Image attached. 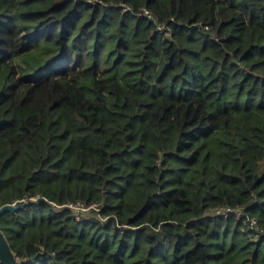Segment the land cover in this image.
I'll use <instances>...</instances> for the list:
<instances>
[{"label":"trees","instance_id":"obj_1","mask_svg":"<svg viewBox=\"0 0 264 264\" xmlns=\"http://www.w3.org/2000/svg\"><path fill=\"white\" fill-rule=\"evenodd\" d=\"M102 1L0 0L18 261L264 264V0Z\"/></svg>","mask_w":264,"mask_h":264},{"label":"built area","instance_id":"obj_2","mask_svg":"<svg viewBox=\"0 0 264 264\" xmlns=\"http://www.w3.org/2000/svg\"><path fill=\"white\" fill-rule=\"evenodd\" d=\"M89 2L96 4V3H102L104 5H108L107 3L103 2L102 0H88ZM120 6L122 7V9L126 12H133V9L131 8V6L124 4V3H119ZM110 6L115 5L114 3H110ZM134 14H136L137 16H142V17H146L148 18L150 21H155L156 22V28L153 30V33L156 32H160V33H164L165 35H168L170 33V30H168L166 28V24H162L156 21V19L153 17V15L149 12V10L145 7H143L140 11L134 12ZM69 207H72L73 209H75L76 211H79L80 209L85 210L90 208L93 205H86L83 202H77V203H70L67 204ZM217 213L218 214H222V216L227 217L229 215H231L232 213L238 215V216H242L245 215V212L243 210H237L231 207H225L223 209H217ZM254 220H250L251 224H254Z\"/></svg>","mask_w":264,"mask_h":264},{"label":"water","instance_id":"obj_3","mask_svg":"<svg viewBox=\"0 0 264 264\" xmlns=\"http://www.w3.org/2000/svg\"><path fill=\"white\" fill-rule=\"evenodd\" d=\"M34 200H29L27 202L19 201L18 203H8L0 207V215L5 211H16L20 208L25 207L28 203ZM0 258L2 264H21L17 256L12 251L4 233L0 229Z\"/></svg>","mask_w":264,"mask_h":264},{"label":"rangeland","instance_id":"obj_4","mask_svg":"<svg viewBox=\"0 0 264 264\" xmlns=\"http://www.w3.org/2000/svg\"><path fill=\"white\" fill-rule=\"evenodd\" d=\"M169 34H170V33H169ZM37 199H38L37 197H32V198H31V200H34V201L37 200ZM19 201H22V202L25 201V202H26V201H28V199H27V200H26V199H23V200H19ZM19 201H18V202H19ZM18 202H15V203H18Z\"/></svg>","mask_w":264,"mask_h":264}]
</instances>
